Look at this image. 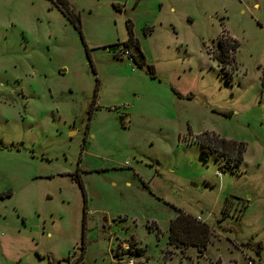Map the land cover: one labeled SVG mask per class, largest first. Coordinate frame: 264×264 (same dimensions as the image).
Here are the masks:
<instances>
[{
  "label": "rangeland",
  "instance_id": "1",
  "mask_svg": "<svg viewBox=\"0 0 264 264\" xmlns=\"http://www.w3.org/2000/svg\"><path fill=\"white\" fill-rule=\"evenodd\" d=\"M178 209L202 253L168 243ZM131 261L264 264V0H0V264Z\"/></svg>",
  "mask_w": 264,
  "mask_h": 264
},
{
  "label": "trees",
  "instance_id": "2",
  "mask_svg": "<svg viewBox=\"0 0 264 264\" xmlns=\"http://www.w3.org/2000/svg\"><path fill=\"white\" fill-rule=\"evenodd\" d=\"M62 12L80 30V25L78 23L76 15L70 13L67 8H63ZM127 27L129 31V37L126 41L123 42V45L126 49H130L132 51V49L135 47L139 48V44L134 37L132 23H128ZM229 41L231 42L229 43ZM229 41L228 38H221L220 40L222 48V57L220 60L223 63H230V61L232 60L231 51L237 46L235 41ZM133 61L135 64H137L134 55ZM137 65L143 68V66H141L142 64ZM145 71L152 77H155L154 69L151 66H149V69ZM203 136H206V140L202 141V144L204 146V153L215 151L218 156H225L228 162H232L235 167H238L242 162L244 152L243 144L237 143L235 141H228L215 135H210L208 133H205ZM77 181L82 185L81 179H77ZM226 203L227 198L225 199L222 208L223 217L229 215L228 212H226ZM196 219V217L178 209L175 217L170 221L168 230V243L180 248L194 246L200 253H202L211 240V230L207 223ZM116 252L119 253L118 251ZM121 253L127 254L128 258L131 259V257H140L141 255H143V249L137 247L136 242H131L129 244V247ZM135 264L144 263L137 261Z\"/></svg>",
  "mask_w": 264,
  "mask_h": 264
},
{
  "label": "water",
  "instance_id": "3",
  "mask_svg": "<svg viewBox=\"0 0 264 264\" xmlns=\"http://www.w3.org/2000/svg\"><path fill=\"white\" fill-rule=\"evenodd\" d=\"M118 48H119V44H113L112 46L109 47V50L112 52H115L118 50ZM132 53L134 56H136V63L139 65L142 64L143 61L145 60V58H144V55L142 54L140 48H138V47L133 48ZM143 68L145 70H148L149 66L145 64V65H143ZM122 120H123V118L121 117L120 121L122 122ZM192 185L197 186V184H194V183Z\"/></svg>",
  "mask_w": 264,
  "mask_h": 264
},
{
  "label": "built area",
  "instance_id": "4",
  "mask_svg": "<svg viewBox=\"0 0 264 264\" xmlns=\"http://www.w3.org/2000/svg\"><path fill=\"white\" fill-rule=\"evenodd\" d=\"M123 55L126 56V57H128L129 59H132L133 60V53H132V51L130 49H125L124 52H123ZM217 175H221V172L219 171L217 173ZM196 218L198 220L202 221V218L199 215L196 216ZM130 263H132V261ZM249 264H253V263L252 262H249Z\"/></svg>",
  "mask_w": 264,
  "mask_h": 264
},
{
  "label": "flooded vegetation",
  "instance_id": "5",
  "mask_svg": "<svg viewBox=\"0 0 264 264\" xmlns=\"http://www.w3.org/2000/svg\"><path fill=\"white\" fill-rule=\"evenodd\" d=\"M119 49H120V47H119V48H118V50H117V51H115V52H118V51H119ZM135 58H136V56H135ZM145 64H146V61L144 60L141 66H143V65H145Z\"/></svg>",
  "mask_w": 264,
  "mask_h": 264
}]
</instances>
